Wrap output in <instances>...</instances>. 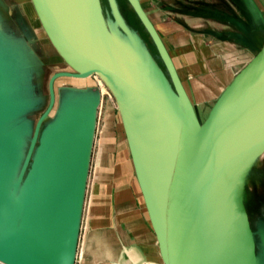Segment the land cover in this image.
Segmentation results:
<instances>
[{"label":"water","instance_id":"1","mask_svg":"<svg viewBox=\"0 0 264 264\" xmlns=\"http://www.w3.org/2000/svg\"><path fill=\"white\" fill-rule=\"evenodd\" d=\"M29 1L67 69L49 76L47 103L22 157L29 126L22 115L34 99L0 45V263L75 264L100 94L84 98L87 86L67 83L58 101L55 80L97 75L116 101L161 263L264 264V230L260 259L246 207L254 168L264 163V43L201 119L140 0L126 2L166 72L116 0L107 3L125 39L111 30L100 0ZM243 2L264 28L253 0ZM93 240L83 237L80 259L94 258ZM123 258L136 263L140 255L122 244L109 261Z\"/></svg>","mask_w":264,"mask_h":264},{"label":"rangeland","instance_id":"2","mask_svg":"<svg viewBox=\"0 0 264 264\" xmlns=\"http://www.w3.org/2000/svg\"><path fill=\"white\" fill-rule=\"evenodd\" d=\"M119 3L122 16L126 15L129 18L131 22L124 17L147 46L144 39L146 33L136 20L128 3L125 0H120ZM257 3L263 8L264 15V0H257ZM105 6L107 14L105 17L111 30L118 37L124 39L126 37L125 34L114 24L108 5L105 4ZM0 30L14 45L20 47L23 57L20 73L25 78L23 84H26V93L34 99L32 106L22 115V118L30 124L23 135L21 145L23 157L34 123L47 103L48 78L53 72L67 68L47 41L29 0H0ZM0 35L7 40L2 34ZM257 44L260 45L261 41ZM152 48L157 54L156 49ZM255 52V49L229 50V53L234 58L232 62L225 59V69L230 74V77ZM67 81L76 84L89 83L88 86L86 85V90L98 92L101 99L97 107L95 133L89 162L75 264H82V260L78 255L79 247L83 237L87 236L88 233H90V238L95 239L92 241V245L96 246L93 249L94 256L98 257V260L104 259L103 264L106 262V264H110L109 259L118 254L119 249H121V241L125 240L124 234H126L125 224L118 223L116 210L122 211L125 209L124 206L128 205H134L135 208L143 207L142 212L138 211L136 213L137 222L144 231L142 232L144 236L142 234L140 238L144 239L147 237V233L152 237L153 232L146 219L141 194L130 162L121 118L113 95L97 75H91L88 79L80 81L63 78L58 81L59 84L55 85L58 101L68 91L63 84V82ZM212 101V96H205L202 99L197 97L195 99V108L199 118L202 119L206 116V110ZM53 117L54 112L45 118L43 125ZM259 163L261 166L254 168L256 175L251 181L252 189L247 194L246 207L256 237L259 258L261 259L259 233L264 230V163H261V161ZM89 229H91L90 232L87 231ZM129 238H133V236L130 235ZM98 263L101 264V261L99 260Z\"/></svg>","mask_w":264,"mask_h":264},{"label":"crops","instance_id":"3","mask_svg":"<svg viewBox=\"0 0 264 264\" xmlns=\"http://www.w3.org/2000/svg\"><path fill=\"white\" fill-rule=\"evenodd\" d=\"M140 2L168 49L195 107L197 97L202 99L205 96H212L214 101L236 73L230 77L225 69V59L231 62L234 60L229 50L257 51L264 43L262 22L256 14L248 10L243 0H140ZM253 2L263 15V8L257 0ZM260 41L261 44H257ZM212 103L208 106L206 114ZM124 208L122 211L116 210L118 223H123L126 227L125 240L121 241L120 246L124 244L135 249L140 258L136 263L125 258L123 263L162 264L154 234L151 237L147 233V237L140 238L144 231L137 222L136 213L142 212L143 207L135 208L134 205H128ZM130 235L133 238H129ZM81 260L82 264H92L85 258Z\"/></svg>","mask_w":264,"mask_h":264},{"label":"bare ground","instance_id":"4","mask_svg":"<svg viewBox=\"0 0 264 264\" xmlns=\"http://www.w3.org/2000/svg\"><path fill=\"white\" fill-rule=\"evenodd\" d=\"M35 13V12H34ZM35 16H36V14H35ZM37 18V17H36ZM116 27V26H115ZM125 39V38H124ZM0 45L2 46V47H4V49H6V50H9V52L14 56V58H15V62H16V65H17V69H18V72H19V75L22 77V79H21V81L22 82H24L25 81V78H23V76H22V74L20 73V69H21V65H22V61H23V57H22V55H21V51H20V47L18 46V45H14V44H12V43H10V42H8L7 40H5L1 35H0ZM51 46H52V44H51ZM52 48H53V46H52ZM54 49V48H53ZM172 58V57H171ZM62 63V62H61ZM90 76L88 75V76H85V77H71V76H59L58 78H56V80H55V82L58 80V79H63V78H65V79H72V80H77V81H80V80H86V79H88ZM62 83V82H61ZM67 83H71V84H73V85H75V86H88V84H76V83H74V82H69V81H67V82H63V84H67ZM57 84H59V83H57ZM93 84V83H92ZM77 94H79V93H77ZM76 94V95H77ZM96 95L97 94H95L94 92H92V93H88V92H86V93H81V97H87V98H95L96 97ZM77 97V96H76ZM58 98V96H57V94H56V98L55 99H57ZM101 99H100V96H99V103L101 102L100 101ZM55 107V106H54ZM53 111H54V108L51 110V113H53ZM253 121H254V118H253ZM30 125V124H29ZM128 149V148H127ZM128 153H129V149H128ZM129 157H130V153H129ZM130 162H131V166H132V170H133V173H134V168H133V163H132V160H131V157H130ZM134 176H135V179H136V183H137V186H138V189H139V191H140V187H139V183H138V181H137V178H136V175H135V173H134ZM140 194H141V192H140ZM141 199H142V202H143V205H144V200H143V196H142V194H141ZM144 209H145V213H146V216H147V220H148V222H149V218H148V213H147V210H146V208H145V205H144ZM98 258V257H97ZM95 256H94V258L92 259V264H94V263H97V262H99V260L101 261V264H103V262H104V259H97ZM114 258H116V254H115V256H113V259ZM107 263V262H106ZM105 263V264H106ZM110 264H112V263H110Z\"/></svg>","mask_w":264,"mask_h":264},{"label":"flooded vegetation","instance_id":"5","mask_svg":"<svg viewBox=\"0 0 264 264\" xmlns=\"http://www.w3.org/2000/svg\"><path fill=\"white\" fill-rule=\"evenodd\" d=\"M126 1V0H125ZM116 2H117V4H118V6H120V0H116ZM100 3H101V7H102V10H103V13H104V15L105 16H107V14H106V6H105V4H107L108 5V3H107V0L106 1H104V0H100ZM120 8V7H119ZM124 17L126 18V20H129V18H127L126 17V15H124ZM130 21V20H129ZM131 22V21H130ZM129 22V23H130ZM141 24V23H140ZM144 29V28H143ZM145 31V30H144ZM145 33H146V31H145ZM144 39H145V41H146V43H147V46H148V48H149V50H150V52L153 54V56L155 57V59H156V61L158 62V64L161 66V68L166 72V70H165V66H164V64H163V62H162V60H161V58H160V56H159V53H158V51H157V49H156V47H155V45L152 43V41L150 40V38H149V36H148V34L146 33V37L144 36ZM153 45V46H152ZM152 47H154L155 49H156V51H157V54L153 51V48ZM60 79H58L56 82H55V85L58 83V81H59Z\"/></svg>","mask_w":264,"mask_h":264},{"label":"trees","instance_id":"6","mask_svg":"<svg viewBox=\"0 0 264 264\" xmlns=\"http://www.w3.org/2000/svg\"><path fill=\"white\" fill-rule=\"evenodd\" d=\"M132 11V10H131ZM133 15L135 16L136 20L138 21V23L140 24V21L138 20V18L136 17L135 13L132 11ZM141 25V24H140ZM142 26V25H141Z\"/></svg>","mask_w":264,"mask_h":264},{"label":"built area","instance_id":"7","mask_svg":"<svg viewBox=\"0 0 264 264\" xmlns=\"http://www.w3.org/2000/svg\"><path fill=\"white\" fill-rule=\"evenodd\" d=\"M94 76H96V75H94Z\"/></svg>","mask_w":264,"mask_h":264}]
</instances>
